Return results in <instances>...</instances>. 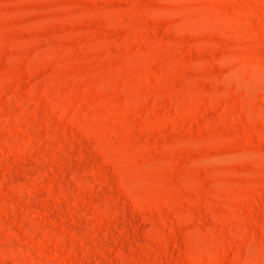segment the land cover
Wrapping results in <instances>:
<instances>
[{"label": "rangeland", "instance_id": "1", "mask_svg": "<svg viewBox=\"0 0 264 264\" xmlns=\"http://www.w3.org/2000/svg\"><path fill=\"white\" fill-rule=\"evenodd\" d=\"M0 264H264V0H0Z\"/></svg>", "mask_w": 264, "mask_h": 264}, {"label": "bare ground", "instance_id": "2", "mask_svg": "<svg viewBox=\"0 0 264 264\" xmlns=\"http://www.w3.org/2000/svg\"><path fill=\"white\" fill-rule=\"evenodd\" d=\"M185 131H186V130H185ZM46 241H47V240H46ZM46 241L43 240V241L40 242V246H41L42 248H44V247H46V246L48 247ZM48 244H49V243H48ZM50 246H51V245H50Z\"/></svg>", "mask_w": 264, "mask_h": 264}]
</instances>
